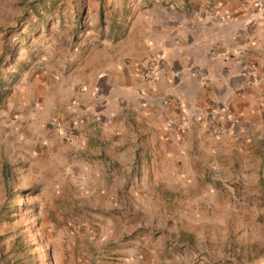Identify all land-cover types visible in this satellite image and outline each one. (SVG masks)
<instances>
[{"label":"rangeland","instance_id":"1","mask_svg":"<svg viewBox=\"0 0 264 264\" xmlns=\"http://www.w3.org/2000/svg\"><path fill=\"white\" fill-rule=\"evenodd\" d=\"M135 1L0 0V264H264V140L192 151L180 176L143 150L72 151L57 119L37 130L45 104L20 101Z\"/></svg>","mask_w":264,"mask_h":264},{"label":"crops","instance_id":"2","mask_svg":"<svg viewBox=\"0 0 264 264\" xmlns=\"http://www.w3.org/2000/svg\"><path fill=\"white\" fill-rule=\"evenodd\" d=\"M259 2L137 0L110 37L93 36L64 56L68 70L38 77L37 90L23 83L20 101L45 104L50 116L37 130L57 119L72 151L117 149V160L109 153L106 163L124 165L127 152L143 150L181 176L192 151L227 154L264 140ZM233 119L236 131L219 130Z\"/></svg>","mask_w":264,"mask_h":264},{"label":"built area","instance_id":"3","mask_svg":"<svg viewBox=\"0 0 264 264\" xmlns=\"http://www.w3.org/2000/svg\"><path fill=\"white\" fill-rule=\"evenodd\" d=\"M261 2H259V5H262L264 7V0H260ZM251 70H253V66H251L250 68ZM147 75L149 77V79L153 80L157 77V64L152 63L150 64L148 70H147ZM164 103H168L167 100H164ZM79 125V121L78 120H74L72 122V126L77 127ZM56 129L66 138V139H70V133L68 132L67 129H65V127L60 123L57 122V124H55ZM238 128V122L236 120H230L229 125H223L219 128L220 131H225L226 129H232L233 131H236Z\"/></svg>","mask_w":264,"mask_h":264}]
</instances>
